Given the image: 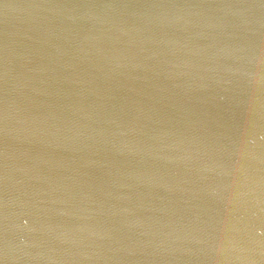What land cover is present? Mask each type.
I'll list each match as a JSON object with an SVG mask.
<instances>
[{"label": "water", "instance_id": "water-1", "mask_svg": "<svg viewBox=\"0 0 264 264\" xmlns=\"http://www.w3.org/2000/svg\"><path fill=\"white\" fill-rule=\"evenodd\" d=\"M0 264H264V0H0Z\"/></svg>", "mask_w": 264, "mask_h": 264}]
</instances>
